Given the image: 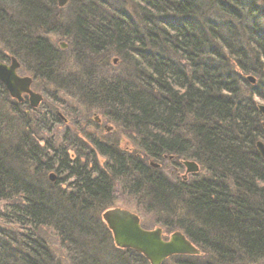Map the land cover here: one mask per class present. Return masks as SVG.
Segmentation results:
<instances>
[{
	"label": "trees",
	"instance_id": "obj_1",
	"mask_svg": "<svg viewBox=\"0 0 264 264\" xmlns=\"http://www.w3.org/2000/svg\"><path fill=\"white\" fill-rule=\"evenodd\" d=\"M0 45L143 152L88 134L83 148L80 133L41 142L56 116L0 82V264H150L116 247L102 219L118 183L200 250L163 264H264V0H0ZM168 157L205 174L172 179L151 165Z\"/></svg>",
	"mask_w": 264,
	"mask_h": 264
},
{
	"label": "rangeland",
	"instance_id": "obj_2",
	"mask_svg": "<svg viewBox=\"0 0 264 264\" xmlns=\"http://www.w3.org/2000/svg\"><path fill=\"white\" fill-rule=\"evenodd\" d=\"M51 37L52 40L58 44V46H60L61 43L67 44L66 48H68V43H70L71 41L70 38H64L56 35H52ZM0 54L7 55L6 57L8 59L4 58V61L8 63L10 62L11 55L7 54V51L1 45ZM117 63H115V65ZM72 64L74 66V62ZM74 71L76 72L75 68ZM18 72L21 76H32L28 69L25 66H22V64ZM33 80V89L36 92H40L44 98L42 104L39 107L40 109L38 113L41 115H46V117L47 114L48 116H52V113L55 114V116L57 115L56 117L60 116L59 121L55 125H53L50 131H47L46 129L41 130V135L45 139V143L50 139L57 147H62L64 146V137H73V134H77V131L79 130L81 134L79 143H82L81 146L83 148H93V144L86 137L88 134L94 139L111 142L112 144L114 143V141H117V147L122 151H128L129 153L135 152V155L143 158V152L141 151V149H139L134 144L132 139L130 140L123 129L110 117H108L105 112H103L99 108L88 107V105L86 103L83 104L82 100H80L77 96L71 95L67 91L62 90L57 86H54L53 84H49L39 79L35 80L33 78ZM25 103L29 104L27 96H25ZM26 104L24 106H26ZM49 119L51 118L47 117L45 118V121ZM41 127H43V125H41ZM50 142L48 141V143ZM98 158L101 163H103L104 160H107L100 154H98ZM168 159L169 160L163 162H158L150 159V162L158 163L159 166L156 168L162 167L161 169L172 179H176V177L183 178L184 176L187 177L186 180L190 181L193 179V174H187L185 166H182L183 160H180L179 163V160L176 161L172 157H168ZM50 174L59 175L58 173H56V171H51L48 175ZM198 174V177L205 174L203 168L200 169ZM111 205V208L120 207L135 212L141 218L142 224L147 227L146 229L151 230L155 229L156 227H162L165 231L164 239H169L171 234L175 232V230H177V228L168 230L167 227L157 224L159 223V215L154 210L148 211L146 203L143 200L139 199L136 194L134 195V193H129L127 190H125L123 184L119 185L118 183V185H115L114 200L112 201ZM45 232L47 238L51 242L52 247L58 250L59 241L57 235L54 234L51 229H46ZM111 235L114 242L112 232ZM114 245L116 246L115 242ZM61 252L62 251L58 250L57 254L61 255ZM168 264L173 263L168 262Z\"/></svg>",
	"mask_w": 264,
	"mask_h": 264
},
{
	"label": "water",
	"instance_id": "obj_3",
	"mask_svg": "<svg viewBox=\"0 0 264 264\" xmlns=\"http://www.w3.org/2000/svg\"><path fill=\"white\" fill-rule=\"evenodd\" d=\"M57 2L59 7H64L69 0H57ZM114 63H117V58L114 59ZM20 65L19 60L14 56H11L9 63L0 60V82L13 99L23 102L27 96L29 104L37 108L44 99L43 95L33 89L31 76L19 75ZM247 79L252 83L256 82L253 75H248ZM259 108L264 115V105L259 104ZM256 146L264 158V141L259 140ZM183 163L187 167L186 173L199 171V165L195 161L186 160ZM151 165L158 167L154 162H151ZM49 178L54 180L55 174H50ZM102 218L112 232L117 247L140 252L150 264H163L173 255H198L200 253L199 248L181 231H175L169 239H164L161 227L151 230L142 227L140 217L128 209L120 207L107 209L103 212Z\"/></svg>",
	"mask_w": 264,
	"mask_h": 264
},
{
	"label": "bare ground",
	"instance_id": "obj_4",
	"mask_svg": "<svg viewBox=\"0 0 264 264\" xmlns=\"http://www.w3.org/2000/svg\"><path fill=\"white\" fill-rule=\"evenodd\" d=\"M62 44H64V43H61L60 44V47L62 48V49H64V48H66L67 47V44H65V45H62ZM114 59H116V58H114ZM1 61H3L4 62V60H2V59H0ZM115 64V63H114ZM19 73V72H18ZM32 77V76H31ZM33 78V77H32ZM250 82V81H249ZM250 83H252V82H250ZM9 93V92H8ZM40 93V92H39ZM10 95V94H9ZM44 100V99H43ZM43 100H42V102H43ZM25 101V100H24ZM23 101V102H24ZM42 102L39 104V106L37 107V108H39L40 107V105L42 104ZM29 105V107H31V108H33V109H37V108H34V107H32L30 104H28ZM259 110H260V108H259ZM27 111V113H30V111H29V109H27L26 110ZM261 111V110H260ZM262 112V111H261ZM53 115H55V114H53ZM57 116V115H56ZM60 117V116H59ZM59 117H56V118H53L52 120H47V121H45L46 123H47V125H49L50 127L51 126H53V125H55L58 121H59ZM41 125H43V127H45V129L47 130V131H50L49 130V127L48 126H46L44 123H42ZM77 133H80V131L78 130L77 131ZM41 138V142L44 140V138L42 137V135L40 136ZM39 138V137H38ZM156 163V162H155ZM158 166H159V164L158 163H156ZM161 167V166H160ZM199 170H200V167H199ZM199 172V171H198ZM194 173H197V172H192V173H187V174H194ZM57 178H58V175H55V179L54 180H51V181H56L57 180ZM151 210H154L155 211V208H153V209H151ZM156 212V211H155ZM157 213V212H156ZM103 219V218H102ZM143 226V225H142ZM163 229V228H162ZM175 231H181V230H175ZM182 232V231H181ZM183 233V232H182ZM184 234V233H183ZM185 235V234H184ZM186 236V235H185ZM187 237V236H186ZM163 238H165V231H164V229H163ZM188 238V237H187ZM189 239V238H188ZM143 255V254H142ZM144 256V255H143ZM145 257V256H144ZM146 258V257H145ZM147 259V258H146ZM148 260V259H147ZM149 261V260H148ZM150 263V262H149ZM164 263V262H163Z\"/></svg>",
	"mask_w": 264,
	"mask_h": 264
},
{
	"label": "flooded vegetation",
	"instance_id": "obj_5",
	"mask_svg": "<svg viewBox=\"0 0 264 264\" xmlns=\"http://www.w3.org/2000/svg\"><path fill=\"white\" fill-rule=\"evenodd\" d=\"M184 161H185V160H184ZM184 161H183V162H184ZM182 166H185V165H184V163L182 164ZM185 168H186V170H187V167H186V166H185ZM182 179H185V180H186V179H187V177H186V176H184Z\"/></svg>",
	"mask_w": 264,
	"mask_h": 264
}]
</instances>
